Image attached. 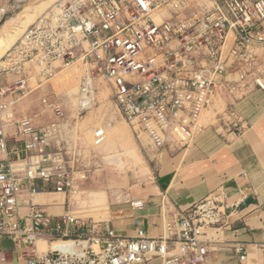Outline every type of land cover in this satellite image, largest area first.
Masks as SVG:
<instances>
[{
  "label": "built area",
  "instance_id": "1",
  "mask_svg": "<svg viewBox=\"0 0 264 264\" xmlns=\"http://www.w3.org/2000/svg\"><path fill=\"white\" fill-rule=\"evenodd\" d=\"M192 3L55 0L0 57V77L11 79L0 86V264L15 251L25 264H203L223 241L236 208L225 197H207L167 220L158 239L143 232L124 238L106 223L48 214L32 197L50 187L58 195H76V175L84 180L89 171L77 170L68 158L58 98L42 100L59 119L43 127L17 118L14 109L33 91L32 81L39 87L78 66V115L97 105L106 85L122 119L155 148L170 142L189 147L224 92L243 93L250 85L264 91V59L256 52L264 44V0H219L201 11L192 10ZM230 33L235 43L228 47ZM221 118L237 134L244 130L235 110ZM105 138L97 128L94 145ZM23 192L30 197L22 199ZM59 238L70 244L39 251L38 241ZM234 253L240 261L247 258L240 243Z\"/></svg>",
  "mask_w": 264,
  "mask_h": 264
},
{
  "label": "crops",
  "instance_id": "2",
  "mask_svg": "<svg viewBox=\"0 0 264 264\" xmlns=\"http://www.w3.org/2000/svg\"><path fill=\"white\" fill-rule=\"evenodd\" d=\"M21 1L0 0V35H5V29L12 33L16 18L12 10ZM209 1L216 4L219 0ZM12 36L6 37L0 54L12 46ZM234 43L235 35L230 33L228 47ZM256 52L264 59V44ZM10 80L0 77V86ZM40 87L43 85L15 105L16 117H30L36 127L59 121L42 103L44 98L51 101L58 98L64 110L60 138L69 160H73L71 164L77 170L89 171V176L79 180L76 175V195H58L50 187L48 193L32 197L34 203L56 217L70 214L84 222L93 221L100 226L106 223L124 238H134L143 232L158 239L164 234L167 220L178 218L207 197H225L229 205L236 206L229 217L231 230L224 233L223 241L203 264H264L263 90L250 85L243 93L224 92L220 101L217 99L208 109L205 128L189 147L170 142L157 149L147 135L122 122L115 106L87 111L81 122L73 124L69 121L72 107H65L55 94L41 99L54 87ZM105 88L110 99L106 85L101 86V91ZM226 110L236 111L244 127L241 134L222 120ZM97 128L106 132L99 146L93 144ZM6 132L14 137L13 127H7ZM29 197L27 192L21 195L24 200ZM137 201L143 206L133 207L132 202ZM236 243L246 248L245 261L234 253ZM4 246L12 245L6 241ZM8 263L25 264L16 251L8 254ZM151 264H161V260L154 259Z\"/></svg>",
  "mask_w": 264,
  "mask_h": 264
},
{
  "label": "rangeland",
  "instance_id": "3",
  "mask_svg": "<svg viewBox=\"0 0 264 264\" xmlns=\"http://www.w3.org/2000/svg\"><path fill=\"white\" fill-rule=\"evenodd\" d=\"M54 2L55 0H22L19 4H16L17 6L12 10V15L16 17L14 23L12 24V33L10 32V30L5 29L4 31L5 35H0V37L3 40L2 45H5L6 37L12 34H13L12 36L13 42L11 43V45H13L21 37L25 29L32 22H34L37 19V17H39L44 11H46V9ZM203 5H205L206 7H210L212 4L209 0H193L192 10L201 11ZM9 47L11 46H7V48L3 50V52L0 54V57L5 53V51ZM80 74H81V69L78 66L76 68L74 67L61 71L52 80L43 84V87L47 85L53 86L54 90L45 93L41 97V99H43L44 97L47 96L52 97L55 94L63 101L65 107L69 109L72 107V112L70 114L69 121L72 122L73 124L81 122L86 114L83 113L82 115H78L76 111V104H77L76 99H77V93L79 87ZM32 85L34 86V89L38 87L34 81ZM43 87H40L39 89H42ZM107 90L108 89L105 88L100 92V97H98L97 105L94 106L89 111L95 110L100 106L112 107V108L115 106L113 101L106 97ZM218 101H220V99H218ZM121 120L122 122L126 123L123 119ZM109 134L110 133L108 131L107 134L108 137ZM40 241H45V240H40ZM55 241H65V239L59 238ZM55 241H48V242L46 241V242L48 245H50ZM73 248L75 250H80L81 246L74 245ZM48 250L51 249L49 248ZM6 264H11V263H6Z\"/></svg>",
  "mask_w": 264,
  "mask_h": 264
},
{
  "label": "bare ground",
  "instance_id": "4",
  "mask_svg": "<svg viewBox=\"0 0 264 264\" xmlns=\"http://www.w3.org/2000/svg\"><path fill=\"white\" fill-rule=\"evenodd\" d=\"M29 21V20H28ZM3 44V40L2 38L0 37V47L2 46ZM77 66H75L76 68ZM71 68H74V67H71ZM70 69V68H69ZM78 69V68H77ZM37 247L39 249V251H47L49 248L51 250H54V249H57L59 247H62V246H66V245H69L70 244V241H55L53 242L52 244L48 245L46 241H38L37 242Z\"/></svg>",
  "mask_w": 264,
  "mask_h": 264
}]
</instances>
